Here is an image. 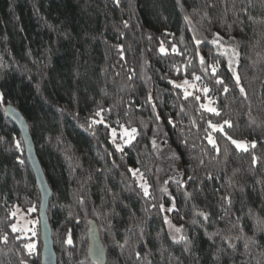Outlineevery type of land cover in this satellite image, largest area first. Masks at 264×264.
Instances as JSON below:
<instances>
[{"label": "trees", "instance_id": "16d2710c", "mask_svg": "<svg viewBox=\"0 0 264 264\" xmlns=\"http://www.w3.org/2000/svg\"><path fill=\"white\" fill-rule=\"evenodd\" d=\"M7 105L52 193L57 264H92L89 220L107 263L264 264V0H0V264H40L39 226L32 250L12 229L40 193Z\"/></svg>", "mask_w": 264, "mask_h": 264}, {"label": "water", "instance_id": "95a60500", "mask_svg": "<svg viewBox=\"0 0 264 264\" xmlns=\"http://www.w3.org/2000/svg\"><path fill=\"white\" fill-rule=\"evenodd\" d=\"M6 116L12 124L18 129L20 138L22 140L23 149L25 151V158L28 161L31 171L34 175V180L37 185L38 193H40L39 209L37 211L39 234L41 237V262L40 264H57V258L52 241V230L49 224V215H47L49 208V201L52 197L48 182L40 162L37 159L36 150L34 149L33 140L30 136L27 122L17 108L10 105L6 106ZM86 240L88 245L87 256L92 264H107L108 255L99 234V228L94 220H89L86 223Z\"/></svg>", "mask_w": 264, "mask_h": 264}, {"label": "rangeland", "instance_id": "374dc122", "mask_svg": "<svg viewBox=\"0 0 264 264\" xmlns=\"http://www.w3.org/2000/svg\"><path fill=\"white\" fill-rule=\"evenodd\" d=\"M231 54H232V52H231ZM176 86L185 90L187 95H188V93H192L195 91H197V92L202 91L199 84H197L196 80L177 82ZM201 102H202V105H203L205 110L209 111V109H214L213 101L211 99H209L207 96H204V99ZM213 129L219 130L220 127H213ZM125 133H130L131 135H125ZM119 134H120V136H116V135L113 136V133L111 134L112 141H114V140L116 141L118 139V142L115 143L116 147H118V148H122L123 146H125V144L130 142L132 140V138H134L132 131H129L126 129L120 130ZM235 141L237 143L244 145L243 148H237L236 144H234L235 147L241 151H245V149L249 150L251 147L255 146V142L249 141L247 139L235 140ZM130 168L132 170V174H133L134 178H136V180H137V183L145 192V189H147V186L145 184L144 178L141 177L138 170H135L132 167H130ZM147 192H148V189H147ZM170 211L171 210H166L167 218L169 216ZM11 216H13V218H14V222L12 224V229L14 227L16 229V231H14V232L18 235V237L20 239L22 238L23 240H25V244H26V247L28 249H30V250L35 249L34 247L37 243L36 227L38 226V217L29 216V214L27 212L23 211L21 208H19L17 206L12 209ZM29 245H31L33 247L29 248L28 247ZM87 250H88V245H87V240L85 238L81 243V253H80L81 257H85V256L87 257ZM107 264H112V263L109 262Z\"/></svg>", "mask_w": 264, "mask_h": 264}, {"label": "snow or ice", "instance_id": "6c2138e0", "mask_svg": "<svg viewBox=\"0 0 264 264\" xmlns=\"http://www.w3.org/2000/svg\"><path fill=\"white\" fill-rule=\"evenodd\" d=\"M161 51H163V49H161ZM218 83H223V81H217ZM239 82V79L237 77V83ZM205 91H207V89H205ZM225 91H227V89H225ZM241 92H243V89H241ZM209 111H215V109H209ZM227 123V122H226ZM135 129H132V133H135ZM125 135H131L130 133H125ZM113 136H115V132H113ZM211 142V141H210ZM233 144H236L237 148H243L244 145L237 143L235 140L232 141ZM254 146V145H253ZM246 150V149H245ZM145 195H147V189H145ZM13 231H16L15 227L13 228ZM69 243H71V240L68 241ZM29 248L33 247L31 245L28 246Z\"/></svg>", "mask_w": 264, "mask_h": 264}]
</instances>
